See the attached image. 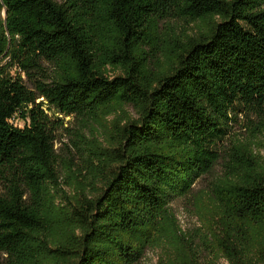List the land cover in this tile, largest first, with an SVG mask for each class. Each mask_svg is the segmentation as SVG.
Returning <instances> with one entry per match:
<instances>
[{
    "label": "trees",
    "instance_id": "16d2710c",
    "mask_svg": "<svg viewBox=\"0 0 264 264\" xmlns=\"http://www.w3.org/2000/svg\"><path fill=\"white\" fill-rule=\"evenodd\" d=\"M175 19L193 34L169 41ZM240 115L263 135L264 0H0V264H138L179 245L171 203L206 177L203 244L264 264V159L218 149Z\"/></svg>",
    "mask_w": 264,
    "mask_h": 264
},
{
    "label": "rangeland",
    "instance_id": "374dc122",
    "mask_svg": "<svg viewBox=\"0 0 264 264\" xmlns=\"http://www.w3.org/2000/svg\"><path fill=\"white\" fill-rule=\"evenodd\" d=\"M4 17V13H3ZM173 34L168 39L183 40L184 35H191L195 30V26L187 25L180 20H171ZM167 39L163 40L162 45H165ZM167 40V42H168ZM118 72L110 70L109 78L115 77ZM23 79H25L23 77ZM46 110V108H44ZM127 114L135 117V113L131 108H126ZM57 117V116H56ZM63 120V117H58ZM70 124L67 125L70 128L68 134H66L59 143L56 144L58 155L60 158H67L70 160L69 164L73 169L81 166V156L74 147L75 138L70 133H74L77 128V122L70 118L65 119ZM260 122L258 117L255 116H243L240 115L237 122L231 123V128L228 132L226 141L218 145V149L221 150L230 144V141H241L242 143H250L254 145L253 151L258 156L264 159V133L261 135L257 130L253 131L254 126ZM16 126L22 127V122L14 120ZM230 147V146H229ZM62 169V165H61ZM222 166L218 164L216 167V173L221 172ZM61 179V178H60ZM211 181L210 177H206L200 180L194 187L192 194L183 199H176L171 203V209L173 210L178 229L179 242L174 245L170 241L164 242L159 247L146 249L144 255L138 264H172L175 259L176 248H181L185 251L193 248L198 255V264H230L224 258L219 256L217 250L213 248L215 243L223 238L222 226L219 218L207 213L205 209V203L201 202L195 206L194 199L200 196L202 192L208 191V184ZM59 186L64 191L68 192L69 188L64 184V180H59ZM204 237L211 241L212 245L205 246L203 244Z\"/></svg>",
    "mask_w": 264,
    "mask_h": 264
},
{
    "label": "water",
    "instance_id": "95a60500",
    "mask_svg": "<svg viewBox=\"0 0 264 264\" xmlns=\"http://www.w3.org/2000/svg\"><path fill=\"white\" fill-rule=\"evenodd\" d=\"M4 17H6V12H4Z\"/></svg>",
    "mask_w": 264,
    "mask_h": 264
}]
</instances>
